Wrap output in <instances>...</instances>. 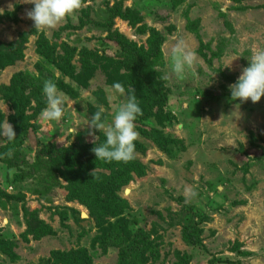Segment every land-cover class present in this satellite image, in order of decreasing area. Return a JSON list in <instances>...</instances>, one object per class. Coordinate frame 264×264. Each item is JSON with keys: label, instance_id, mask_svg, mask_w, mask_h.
Masks as SVG:
<instances>
[{"label": "rangeland", "instance_id": "1", "mask_svg": "<svg viewBox=\"0 0 264 264\" xmlns=\"http://www.w3.org/2000/svg\"><path fill=\"white\" fill-rule=\"evenodd\" d=\"M33 7L0 0V120L17 135L0 138V264H264V97L229 90L264 49V0H81L41 30ZM180 40L197 61L177 77ZM41 79L59 122L41 118ZM129 94L153 107L134 158L97 159L88 120L103 107L110 126Z\"/></svg>", "mask_w": 264, "mask_h": 264}, {"label": "clouds", "instance_id": "2", "mask_svg": "<svg viewBox=\"0 0 264 264\" xmlns=\"http://www.w3.org/2000/svg\"><path fill=\"white\" fill-rule=\"evenodd\" d=\"M34 7L27 12V17L34 23L37 30L54 28L81 7V0H28ZM2 14V12H0ZM167 58V54H166ZM249 58V65L245 67L237 81L229 85L230 99L234 102L244 103L249 99L257 103L264 97V49L253 48ZM171 70L180 77L186 69H191L197 61V56L185 41L180 40L172 50ZM226 65L225 67L230 66ZM114 89L123 95L124 87L117 82ZM43 94L46 98V106L41 111V118L45 121L59 122L63 115L64 97L58 92L56 83L49 80L44 83ZM87 97H82L84 102ZM104 108L99 107L88 120L90 134L96 131L102 132L105 141L93 148L97 159L108 162H127L134 158L135 141L139 133L135 129V120L142 115L140 107L134 95L129 94L126 103H121L116 110L110 126L103 120ZM0 138L11 143L16 138L13 126L6 118L0 120ZM27 145V141L25 142ZM186 197L194 196L191 189H186Z\"/></svg>", "mask_w": 264, "mask_h": 264}, {"label": "trees", "instance_id": "3", "mask_svg": "<svg viewBox=\"0 0 264 264\" xmlns=\"http://www.w3.org/2000/svg\"><path fill=\"white\" fill-rule=\"evenodd\" d=\"M9 54H11V53L3 52L2 50H0V65H4L6 61L10 60ZM45 81H46V79H41V82L37 83V84H42L44 86ZM152 94H153V92H152ZM156 96L158 97V96H160V94H156ZM152 110H153V107H151L149 110H145V112H143V115H152ZM139 118L142 119V116L140 115ZM20 131H23V129L20 128Z\"/></svg>", "mask_w": 264, "mask_h": 264}]
</instances>
